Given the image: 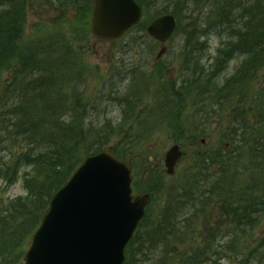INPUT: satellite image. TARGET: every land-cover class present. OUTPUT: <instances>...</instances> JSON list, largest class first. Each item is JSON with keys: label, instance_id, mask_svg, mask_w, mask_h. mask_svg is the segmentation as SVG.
<instances>
[{"label": "trees", "instance_id": "trees-1", "mask_svg": "<svg viewBox=\"0 0 264 264\" xmlns=\"http://www.w3.org/2000/svg\"><path fill=\"white\" fill-rule=\"evenodd\" d=\"M29 1L35 3L38 0H0V244L3 239L19 234L18 226L33 232L53 193L68 180L84 157L104 150L106 145L116 139L117 144L111 145L109 149L118 157L135 161L139 152V156L145 159V151H140L137 147L150 142L143 130L134 134L135 124L115 125L110 120L99 121V115L103 112L100 110L96 117L90 114V110L99 109L97 101L101 96L83 88L86 66L82 65L80 46L87 38L86 33L76 25L78 19L83 18L90 9L91 0H42V6L53 13L49 17L52 21L36 22L30 27L26 18ZM178 1L176 6L180 12L188 11L187 16L191 17V13L197 11L198 14L206 7L203 4L195 9L187 7L190 3L198 6L203 0ZM233 4L241 5L237 0H233ZM243 5L238 10L233 7V16L225 22L218 21V26H223L228 21L227 25L238 37H257L263 41L247 51L253 58L263 51L259 58L263 62L264 0ZM230 10L220 8L221 13ZM170 12L175 15L177 13L174 9ZM65 14H73L66 19L69 20L68 24L59 19ZM147 15L149 17L151 14ZM145 27L144 21L137 25L142 31ZM210 27V24H201V35L207 34ZM183 29L179 25L177 31H184L187 36L194 37L197 27L192 24ZM238 44H233L232 48L222 53L226 55L224 58L232 56ZM182 55L185 56L186 68L189 69L192 66L190 63L196 61V58L189 49ZM250 63H253L251 59ZM135 71L132 66L129 71L130 88L127 94L120 97L121 103L131 108L140 103L141 95L148 89V78L138 76ZM189 71L190 74L181 84L187 91H175L173 87L172 92L170 89H162L163 96L159 103L147 105L145 111L151 113L162 107L166 108L170 105L171 98L179 94L175 108L170 109L168 114L171 116L170 124L173 129L181 127V133L173 132L180 136L179 140L184 144L196 142V133L199 134L195 128L191 129L193 121L178 120L185 108L184 94L186 97L188 94L194 97L188 89L194 86L193 76L200 73L194 67ZM5 72H9L10 76H5ZM249 77L251 81L254 75L250 74ZM135 95L138 102L135 101ZM156 124L153 121L145 127ZM254 137L259 140L258 134L254 133ZM237 144L242 153L251 145L249 149L253 152V159L249 161L250 178L237 172L236 166L245 165L242 161L232 160L227 149L216 148V153L208 151L204 158L208 164L195 160L193 169H197L199 165L201 169H208L213 176L216 171L211 189L204 187L194 176H182L179 181L176 179L175 186H170L172 189L177 188L176 193L171 192V197L167 199L175 208L160 211L163 214L160 216L159 226L153 225V214L145 215L126 246L123 264L213 263L210 258L215 255L208 252L209 244L205 241L209 239L212 242L215 230L228 219L245 222L253 220V212L248 208L256 207L250 205L253 201L261 200L257 207L264 205V163L254 159L260 146L243 140H239ZM144 164L148 167L149 163ZM19 176L25 194L5 200L3 190L12 186ZM202 180L205 182V179ZM227 180L232 181L231 185L222 186ZM135 186L138 187L137 184ZM214 203L217 204L219 214L210 223V213L206 209ZM258 211L264 212V207L255 209V212ZM13 221L18 222L17 227L12 226ZM5 230L10 234L4 233ZM11 248L17 252L19 247ZM235 248L234 252L230 249L223 254L229 255L230 251L235 254L241 250L238 246ZM147 250L149 254L144 255ZM142 254L144 257L140 258L139 255L143 256Z\"/></svg>", "mask_w": 264, "mask_h": 264}, {"label": "rangeland", "instance_id": "rangeland-1", "mask_svg": "<svg viewBox=\"0 0 264 264\" xmlns=\"http://www.w3.org/2000/svg\"><path fill=\"white\" fill-rule=\"evenodd\" d=\"M159 1L164 3V7L169 10V12L172 9L177 11L176 18H178V21H180L179 25H182L184 29L187 27V25L189 27L192 24L197 27L194 37L187 36L184 31H181L177 34L175 33L172 39H169L166 43H164L168 50L166 54L162 55L159 59L155 58V54L163 44H159L160 42L155 43L145 37L140 38L141 36H144L146 32L144 33L139 28L127 31L117 41H110L106 38V40L98 39L91 33L90 30V9L86 12L83 18L78 19V23L76 25L79 26L80 30L86 33L87 38V41L80 46L81 55L84 61H82V65L83 67L86 66V69L83 73H88L87 75L89 76L86 78V87L93 93H98L99 90L104 87L105 97L103 103L106 105L108 113L111 117L117 116L119 119H122L125 122H133V120H136V118L139 120L141 115L146 111L147 105L150 102H156V91L160 87L164 86L167 89L169 86L173 87L174 89L179 88L181 85L182 75L179 68L182 63L181 54L183 53H180V50L183 47L186 50H191L192 54L199 58L200 63H202L206 69H208V71H211V69L208 67L210 64L213 62L217 64V61L218 63L221 61L219 66L221 71L217 75L221 74V72L227 68L223 74V77L231 74L232 71L235 75V79L239 77L236 70L233 69L241 61L240 56H236L233 59L224 58L226 56L224 54L217 56V59L214 57L218 44L222 41V36L225 34V29L221 26H218V21L221 19L220 8H223V10L232 9L233 0H203L204 2L200 1L198 6L190 3L187 5L189 9H191V7H194L195 9L201 4L206 6L198 14L197 11L191 13L192 17L187 16L189 13L188 11L186 13L180 12L176 6L177 3H179L178 0ZM239 1H241V5H249L254 2V0ZM235 10H237L236 7ZM231 14L232 12L230 10V12H228L229 18L232 17ZM46 15L47 11L45 9L39 7L37 4H33L32 1L27 3L26 18L28 19L29 23L38 20L40 16ZM66 17L67 14L59 19L62 23L68 24L69 20H66ZM201 24H210V26H212L208 28L209 31L204 37L201 36V32L199 31ZM213 27H216L215 32ZM217 32L220 34L216 35L215 33ZM127 63L142 66V69L145 71L143 77H146L151 81L150 89L146 94L147 100L140 101L139 104L137 103L138 105L134 106L133 109L129 111V113L126 109L119 106V101L114 95L111 94L116 88L111 89L108 87L111 85L110 76L122 73ZM239 70L241 69L239 68ZM185 73L189 72L185 71ZM185 73L183 79L185 78ZM5 74L10 73L5 72ZM205 75L207 74H201L199 78H205ZM129 76L131 77L130 72ZM246 78L247 80H240L237 84L230 86L227 89L221 83H219L215 77L214 85L215 87H218V91L216 88L212 90L214 92H219L218 95H220V92H223L226 96L231 94L235 96L237 95L236 105L238 103H242L240 98L243 96V106L240 111H243V115H247L249 119L238 114L234 118L233 115L237 111L234 108L229 107L226 102L217 100L215 101V103L217 102L216 110L217 113H220V116L212 117L211 119L207 120L205 124L204 118L199 119V134L196 133L197 141L194 143L187 142L184 144L179 140V135H173V131L181 133L179 130L181 127L176 128L177 130H174L171 129V127L173 128L172 124H170L171 127L169 126L171 116L168 114V112L170 109H174L177 103L175 98H171L170 105L167 106L165 110H162L165 114L164 120L166 127L165 132L158 135L160 137V142L156 147H153L152 150L148 149L147 143L145 142L139 144V147H137L140 151H145L146 161L149 163L148 170L143 172L144 168L138 162V171L140 174L135 173V176H137V186L139 190H152L153 195L155 196V201H153L154 207L151 213V215L153 214V225H160L159 215L161 216L163 214L160 211L171 210L174 208L173 204H164L165 202L163 201V198L159 197H162L161 188H165V186H173L175 178L179 181L181 176L200 174L196 171H199L201 166L198 165L197 170L193 169L195 160H200L208 164L204 158L206 157V154L209 153L208 151L215 150L217 146L221 145L223 147L225 145V147H228L229 145H226L229 143V141H231L232 151L228 152L232 156V160H236L238 162L242 161L245 165L244 167L240 166V164L236 166L237 172L243 174V176L247 178H250L251 162L249 161L253 159V152H251L249 149V146L251 145H248L242 153V150H240L237 143L239 140H243L249 143L253 142L254 144H257L258 147L260 146L259 158L261 157L262 137L264 139V64L254 73V78L251 82H248L250 80L249 75ZM115 80L118 82L117 84L120 85L121 89H125L127 91L129 90L130 85L128 79L123 80L115 78ZM246 82L249 83L250 87L254 85L252 87V95L249 93V90L246 87ZM199 89L200 87L198 86L197 91L195 92L193 105H191V97L187 98L185 96L186 102H184V105L186 108L180 113V118H178L179 122L180 120L186 121L187 119L191 118V114L195 113L196 110L198 113L199 107H204L201 102V97L197 93ZM102 94L103 93H100V95ZM177 97L179 98V94H177ZM203 109L200 110L202 114ZM153 117L154 116L152 114L146 115L148 120H152ZM232 120L233 122H231ZM216 125L218 128L214 130ZM232 125L234 126V129H232ZM251 128H255L259 131V133H256L259 136V140L254 137V134L250 130ZM204 130L205 132H203ZM115 141L116 139L112 140L108 145L105 146L104 150L110 151V146L117 144ZM175 142L180 143L181 149L183 150V156L177 161L174 173L168 174L166 171L167 168L164 164L165 153ZM225 147L223 148L225 149ZM137 153L139 155V152ZM262 163H264V159H262ZM209 173L210 171L207 169L204 174L208 176V180L205 179L204 182L200 179V183L206 184L205 186L211 189L215 181L214 178L216 177V171L213 178L210 177ZM226 182L230 184L232 181L227 180ZM226 182L223 183L222 186L228 185ZM246 182L249 181L247 180ZM23 189L24 188L21 185V180L18 179L13 186L3 190L4 199L12 200L18 195H24L25 191ZM260 202L261 200H258L253 201L250 204L256 206L255 208L249 207V210L254 212L253 220L244 222L241 226H238L242 223L241 220H233L237 226L234 230L229 227V221L226 220L219 228L215 230L212 242H210L209 239L205 241V243L209 244L208 252H213L215 255L213 258H210L213 263L206 262V264H264V247L262 246V243L264 242V212H255V209H262L264 207V205L262 207H257ZM167 207H169V209H167ZM206 210H208L210 213L209 222H214L215 219L218 218L219 210L215 206H213V208L210 207V205ZM17 224L18 222L13 221L12 226L17 227ZM17 229H19V234L13 236L12 238L10 237L8 239H3L2 246H0V264H21L24 251L28 247L32 232H30L26 227L21 228V226H18ZM4 233L10 234V232L7 233V230H5ZM206 235L205 238H207ZM241 237H243L242 240ZM205 238H203L202 241H204ZM235 244L241 249L237 255L231 252H229V255L223 254L228 250L226 246H229L233 249ZM11 246H14L15 248L19 247L17 248V252L14 251ZM252 249H255L256 251L251 253ZM18 253L20 254L19 258ZM148 254L149 251L147 250L144 255ZM144 255L139 256L140 258H143Z\"/></svg>", "mask_w": 264, "mask_h": 264}, {"label": "water", "instance_id": "water-1", "mask_svg": "<svg viewBox=\"0 0 264 264\" xmlns=\"http://www.w3.org/2000/svg\"><path fill=\"white\" fill-rule=\"evenodd\" d=\"M140 15L141 9L132 0H94L91 30L101 38H118ZM174 27V17L162 15L147 31L165 41ZM180 155L177 144L167 151L169 173ZM130 181L127 161L119 162L107 151L87 157L51 198L25 264H121L124 246L148 198L143 193L131 202Z\"/></svg>", "mask_w": 264, "mask_h": 264}, {"label": "bare ground", "instance_id": "bare-ground-1", "mask_svg": "<svg viewBox=\"0 0 264 264\" xmlns=\"http://www.w3.org/2000/svg\"><path fill=\"white\" fill-rule=\"evenodd\" d=\"M110 119H111V117H110V114L108 112L100 113V115H99V121H107Z\"/></svg>", "mask_w": 264, "mask_h": 264}]
</instances>
